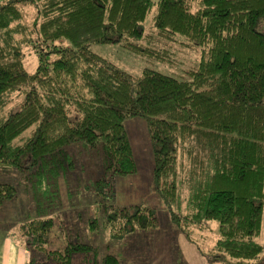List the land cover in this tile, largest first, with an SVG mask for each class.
<instances>
[{
	"label": "trees",
	"instance_id": "obj_1",
	"mask_svg": "<svg viewBox=\"0 0 264 264\" xmlns=\"http://www.w3.org/2000/svg\"><path fill=\"white\" fill-rule=\"evenodd\" d=\"M263 20L264 0L0 2V209L22 212L11 236L34 254L25 264H126L93 236L157 227L153 208L116 202L114 180L137 170L124 124L134 117L181 264L178 234L208 263L264 264ZM161 39L198 57L176 61ZM109 45L138 71L94 50ZM58 212L86 233L66 229L52 248Z\"/></svg>",
	"mask_w": 264,
	"mask_h": 264
},
{
	"label": "rangeland",
	"instance_id": "obj_2",
	"mask_svg": "<svg viewBox=\"0 0 264 264\" xmlns=\"http://www.w3.org/2000/svg\"><path fill=\"white\" fill-rule=\"evenodd\" d=\"M153 14L154 8L144 21L146 23L145 32L148 34L149 32H152L149 22ZM24 16V22L26 24H31L34 18V11H25ZM261 28V30L264 31V20ZM160 46L176 51V61L184 59L186 65L190 63V59L198 57L197 52L189 50L178 43L173 44L161 39ZM94 50L99 54L107 55L112 60L119 62L123 67H126V69L138 71L137 68L140 65L139 60L126 59L123 57L125 56L123 53L116 51L111 45L95 47ZM14 101L15 100H13L10 106H13ZM124 124L132 146L137 170L133 174L117 177L114 180V185L117 191L116 202L119 205L142 204L153 208L157 215V227L148 229L143 235H132L131 237L123 238L122 240L111 239L106 232L100 231L98 235L93 236L94 242L91 241V237H89V240L99 246L102 253L108 252L120 257L122 263L128 264L141 262L143 264H181L176 245L173 243L174 241L172 242V234H170L171 229H169L168 222L169 209L167 205L162 203L163 201L159 197L154 195L155 193L153 191V145L149 137L146 122L142 117H134L126 120ZM89 194H85V196ZM88 198L89 197L87 196V199ZM78 199L81 200V196H79ZM71 200L73 207L83 205V202H79L80 200H78L77 205H75L76 202H74L73 198H71L70 201ZM71 210H69L68 213H70ZM19 212L20 210L15 207H12V209L9 210L4 207L0 209V234L3 233L4 235L11 237L13 232L18 230V225L20 220H22V212ZM53 216H55V221L50 232V245L48 247L55 248L62 246L64 242L63 231H66V229L71 236L69 238L72 239H76L77 234L83 235L86 233L84 229H81L78 226V220H66L60 212L55 213ZM212 224L211 230L207 229L203 232L205 238L201 242L203 246L207 247L214 240V225L217 224L215 222ZM81 239L83 238L81 237ZM257 239L258 241L264 242V208L262 212L261 232ZM187 242L189 241L187 240ZM189 244L193 246L199 255H201L192 243L189 242ZM33 255L34 254L31 252L29 253V256ZM203 258L206 261V258ZM96 264H99V261H96Z\"/></svg>",
	"mask_w": 264,
	"mask_h": 264
},
{
	"label": "crops",
	"instance_id": "obj_3",
	"mask_svg": "<svg viewBox=\"0 0 264 264\" xmlns=\"http://www.w3.org/2000/svg\"><path fill=\"white\" fill-rule=\"evenodd\" d=\"M3 0H0L2 2ZM157 2L158 0H153ZM181 234L176 235L177 241L185 264H208L204 258L197 253L192 245L187 242ZM29 259V253L13 241L12 236L0 234V264H25Z\"/></svg>",
	"mask_w": 264,
	"mask_h": 264
}]
</instances>
